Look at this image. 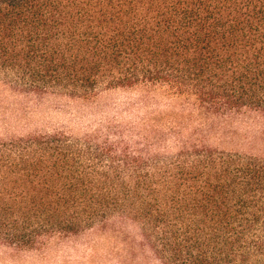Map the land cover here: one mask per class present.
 Wrapping results in <instances>:
<instances>
[{
  "label": "trees",
  "instance_id": "16d2710c",
  "mask_svg": "<svg viewBox=\"0 0 264 264\" xmlns=\"http://www.w3.org/2000/svg\"><path fill=\"white\" fill-rule=\"evenodd\" d=\"M0 81L85 101L160 89L264 118V0H0ZM145 141H0V245L132 224L157 264H264V158Z\"/></svg>",
  "mask_w": 264,
  "mask_h": 264
},
{
  "label": "rangeland",
  "instance_id": "374dc122",
  "mask_svg": "<svg viewBox=\"0 0 264 264\" xmlns=\"http://www.w3.org/2000/svg\"><path fill=\"white\" fill-rule=\"evenodd\" d=\"M34 134L132 144H145L148 138L169 157L187 143L264 158V118L260 116L210 117L160 89L102 90L85 101L41 98L0 81V141ZM158 138L165 140L155 145ZM142 244L136 226L121 224L68 240L52 238L27 252L0 245V264H157Z\"/></svg>",
  "mask_w": 264,
  "mask_h": 264
}]
</instances>
